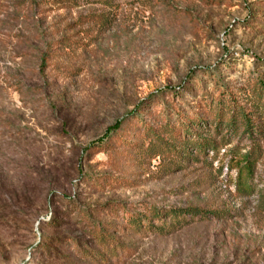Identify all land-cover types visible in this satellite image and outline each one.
Returning a JSON list of instances; mask_svg holds the SVG:
<instances>
[{"label":"rangeland","instance_id":"obj_1","mask_svg":"<svg viewBox=\"0 0 264 264\" xmlns=\"http://www.w3.org/2000/svg\"><path fill=\"white\" fill-rule=\"evenodd\" d=\"M76 1L0 0V264H264V0ZM168 97L208 117L177 149L141 126ZM152 208L202 213L129 226Z\"/></svg>","mask_w":264,"mask_h":264},{"label":"trees","instance_id":"obj_2","mask_svg":"<svg viewBox=\"0 0 264 264\" xmlns=\"http://www.w3.org/2000/svg\"><path fill=\"white\" fill-rule=\"evenodd\" d=\"M53 1L62 8H68L77 5L76 0ZM225 98L224 93L220 92V98L216 101V106L218 107V110L215 113H213V111H208V116L216 122V129L219 127H224L225 129H233L236 120L239 118L241 119V125L243 126V130L251 132L252 128L254 127L251 123V119L249 118L250 111H247L245 108L239 105L238 101L232 96V94H228ZM197 107L199 108L200 105L197 104ZM135 110H137V108L131 110L127 115H133L135 113ZM160 115L162 116L161 118L164 119L163 129L160 132H158V128H160L161 126L151 128L148 124L144 123V121L141 123L142 129L144 133L153 135L162 144H166L168 147H174L175 149L177 148L174 143L186 145L188 142H190V140L185 138V136L193 130L192 127H194V125L196 127H200V125L202 124L201 121L206 122L208 120L207 115L201 110H197L195 114H187L185 109H181V106L178 105L174 97H172L171 99L170 97H168L167 100L164 101V105ZM172 117H174L173 120ZM121 126L122 120L116 121L112 126L107 129L101 141L109 137L111 138L113 134H115V132H120ZM108 135L110 136L108 137ZM166 137L171 139L172 141L166 140ZM191 144L194 149H197L198 151H205L206 148L210 147L214 149L216 147V142L212 138H202L201 140L196 139L191 141ZM93 145H95V143ZM98 145H101V143H98ZM252 152L253 150H250L244 156L241 157L244 168L243 171L247 175L250 172L251 166L255 159L252 155ZM158 154L159 153H154L152 157H156ZM195 212L202 213V211L199 209H170L169 211L162 212L157 208H152L151 210H149V215L129 214L126 217V220L128 221V224L131 228L139 230L142 226L151 227V220H155L156 217H158L157 219H159L161 223L160 225L155 226V228L158 229L160 232H164L165 228H175L177 225L180 224L182 220L185 221L184 217L181 216H184L185 214L194 216L196 214ZM164 218H168L170 221H165ZM97 237L100 243L104 242L105 240H107V242L109 243L108 239H110V235L108 232L103 233L102 231H98ZM113 249L114 247L111 249L110 246H108L107 255H112ZM94 253L98 256V258H100L101 260H105L106 262L104 255L100 254L99 252Z\"/></svg>","mask_w":264,"mask_h":264}]
</instances>
